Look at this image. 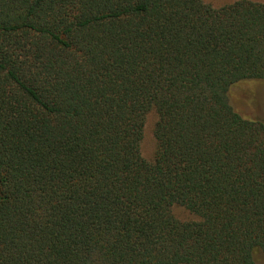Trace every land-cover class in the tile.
<instances>
[{
  "label": "trees",
  "instance_id": "trees-1",
  "mask_svg": "<svg viewBox=\"0 0 264 264\" xmlns=\"http://www.w3.org/2000/svg\"><path fill=\"white\" fill-rule=\"evenodd\" d=\"M248 80L261 1L0 0V264H258L264 119L228 96Z\"/></svg>",
  "mask_w": 264,
  "mask_h": 264
},
{
  "label": "rangeland",
  "instance_id": "rangeland-1",
  "mask_svg": "<svg viewBox=\"0 0 264 264\" xmlns=\"http://www.w3.org/2000/svg\"><path fill=\"white\" fill-rule=\"evenodd\" d=\"M215 7L234 2L235 0H204ZM264 2V0H255ZM229 101L236 111L246 118L264 119V80H248L233 85L229 90ZM157 114L151 111L146 120L144 138L141 143V152L145 159L152 161L156 151L154 127ZM174 216L181 220L194 218L185 207L176 205L172 208ZM258 264H264V256L258 257Z\"/></svg>",
  "mask_w": 264,
  "mask_h": 264
},
{
  "label": "crops",
  "instance_id": "crops-1",
  "mask_svg": "<svg viewBox=\"0 0 264 264\" xmlns=\"http://www.w3.org/2000/svg\"><path fill=\"white\" fill-rule=\"evenodd\" d=\"M231 3V2H230ZM228 4V3H227ZM225 5V4H224ZM223 6V5H222Z\"/></svg>",
  "mask_w": 264,
  "mask_h": 264
}]
</instances>
